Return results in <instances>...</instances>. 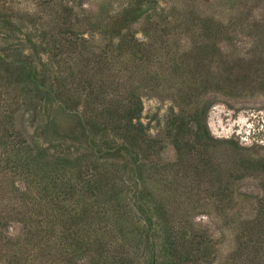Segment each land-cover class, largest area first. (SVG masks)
<instances>
[{"label": "rangeland", "instance_id": "obj_1", "mask_svg": "<svg viewBox=\"0 0 264 264\" xmlns=\"http://www.w3.org/2000/svg\"><path fill=\"white\" fill-rule=\"evenodd\" d=\"M140 100L119 143L87 117ZM0 137V264H151L157 226L189 264H242L264 220V0H0ZM24 142L92 161L62 186ZM95 171L111 186L85 197Z\"/></svg>", "mask_w": 264, "mask_h": 264}, {"label": "trees", "instance_id": "obj_2", "mask_svg": "<svg viewBox=\"0 0 264 264\" xmlns=\"http://www.w3.org/2000/svg\"><path fill=\"white\" fill-rule=\"evenodd\" d=\"M57 103L61 105V108L65 110H71V108L67 107L69 106L68 104H65L59 100L57 101ZM139 105L140 106H138L137 110L133 112H126L122 115H119V113L116 112L112 113L103 110L100 114L90 113V116L87 117L89 118V120H93V123H95V125L99 124L100 122L105 124V126L113 124L112 134L118 138H115L116 143H119V136L124 133L123 136L125 137V134L127 132H130L129 128L131 127L132 122L134 120L140 119L141 100L139 101ZM74 112L75 114L80 113L78 109H76ZM96 120H99V123H97ZM121 120H125L126 122H128V125L116 128L115 125H119ZM95 125L93 124V129L97 128ZM119 129L123 132H119ZM3 139V137H0L1 142H3ZM60 146L61 150L57 151L54 150L53 147H49V149L53 150L55 153L49 154L47 153L48 148L42 149L36 147L35 149H31V146H29L27 142H24V148L21 149L20 153H24L26 157L27 155H29L30 158H25L22 162V165L28 166L29 159L39 162L40 158L43 157V159L41 160H45L48 163V166L51 169L50 172L58 180L56 184L61 183L62 186H68L70 185V183L68 184L66 178H64L65 174L76 171L75 174H79L81 176L91 164L92 156L91 154L87 153V155L80 154L78 157H72L70 156L71 150L65 149L67 147V144H62ZM117 151L119 152V145L117 146ZM96 173L97 171L88 176L90 180L83 184L82 193L85 197H92L100 187L107 188V186H111L110 184H101L100 187L97 188L94 179L98 177L99 173ZM156 230L158 232L156 235L159 236V254L157 252L154 253V262L151 264H178L179 260L184 262L185 264H189L191 262L189 257L187 259L185 258V256H187V252L180 247L179 243L181 240L179 239L173 226H170L169 228H159V226H157ZM160 254L162 255V258H160ZM128 256L129 255H126L125 257ZM234 257L236 258L235 261L239 260L242 264H264V220H256L250 224L249 237L247 238V240H241L238 243V246L234 251ZM128 258H130V256ZM125 262L126 261H124L123 264H132L130 260H128L126 263ZM117 263H119V259L115 262V264Z\"/></svg>", "mask_w": 264, "mask_h": 264}]
</instances>
